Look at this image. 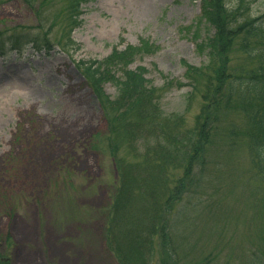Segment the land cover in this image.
<instances>
[{
	"label": "rangeland",
	"instance_id": "obj_1",
	"mask_svg": "<svg viewBox=\"0 0 264 264\" xmlns=\"http://www.w3.org/2000/svg\"><path fill=\"white\" fill-rule=\"evenodd\" d=\"M248 3V17L264 12V0ZM64 6L59 0H0V31L41 33L52 42L48 51L28 44L0 56V259L119 264L108 252L106 229L116 182L106 143L115 134L82 63L146 39L147 48L111 66L110 74L143 68L154 87L168 80L170 88L158 90L157 108L149 106L130 129L131 149L121 147L131 159L132 148L141 146L139 135H176L181 119L174 116L194 124L201 100L178 83H187L183 61L208 65L209 52L196 45L213 31L200 20L201 0H89L74 20ZM104 93L114 102L118 85L107 81ZM132 120L128 114L116 125L127 131ZM248 152L245 140L216 148L219 168L209 170L172 213L170 250L177 264H262L248 258L264 241V214L249 197L254 180ZM118 240L113 237L114 247Z\"/></svg>",
	"mask_w": 264,
	"mask_h": 264
},
{
	"label": "trees",
	"instance_id": "obj_2",
	"mask_svg": "<svg viewBox=\"0 0 264 264\" xmlns=\"http://www.w3.org/2000/svg\"><path fill=\"white\" fill-rule=\"evenodd\" d=\"M88 1L59 0L65 4L60 9L73 12L74 20ZM201 1L200 20L206 21L213 32L196 48L209 52L208 65L193 66L183 61L187 83H178L180 87L190 86L189 97L198 95L201 100L196 120L187 126L183 117L174 116L181 119L176 135H139L141 146L132 148L131 159L122 155L121 147L131 149L130 129L144 119L149 106L157 108L158 90H168V80L162 87H154L143 68L126 65L119 77L110 74L111 66L126 63L130 53L147 48L145 39H141V47L114 49L103 60L82 63L86 81L102 101L115 134L110 135L114 140L106 143L116 170L106 229L108 252L119 264H154L155 258L156 264H177L170 250L172 213L187 193L207 179L209 170L219 168L213 156L216 148L234 147L245 140L254 180L249 197L257 200L264 214V12L248 17L252 6L248 0ZM28 44L47 51L52 47L45 34L0 31V55L22 52ZM242 53L247 55L245 61ZM207 66L211 67L210 75L206 74ZM107 81L118 85L114 102L104 93ZM128 114L133 120L129 125L126 121L127 131L119 129L116 122ZM114 236L121 240L116 241L117 247ZM159 247L162 250L157 252ZM250 257L264 264V241L251 250ZM0 264L11 263L2 260Z\"/></svg>",
	"mask_w": 264,
	"mask_h": 264
},
{
	"label": "flooded vegetation",
	"instance_id": "obj_3",
	"mask_svg": "<svg viewBox=\"0 0 264 264\" xmlns=\"http://www.w3.org/2000/svg\"><path fill=\"white\" fill-rule=\"evenodd\" d=\"M4 262H9V258H2Z\"/></svg>",
	"mask_w": 264,
	"mask_h": 264
}]
</instances>
